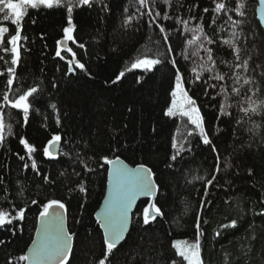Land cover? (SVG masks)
Returning a JSON list of instances; mask_svg holds the SVG:
<instances>
[{
  "label": "trees",
  "instance_id": "16d2710c",
  "mask_svg": "<svg viewBox=\"0 0 264 264\" xmlns=\"http://www.w3.org/2000/svg\"><path fill=\"white\" fill-rule=\"evenodd\" d=\"M225 2L229 8L235 7L233 0ZM103 4L107 7L98 2L92 7L74 8L73 35L85 48L80 49L71 41L69 44L85 70L77 68L73 73L68 72L67 65L71 53L62 51L64 59L56 56V41L63 38V28L68 26L66 7L29 9L22 22V36L26 37L21 41L22 60L17 66L18 79L7 94L15 99L16 88L26 90L30 86H38L40 92L26 125L19 110L4 107L6 113L12 114L6 119L12 131L9 134L6 129L5 141L0 145V210L13 215L22 207L26 211L25 219L0 227V264H25L19 257L26 255L34 240L40 208L49 199H59L66 205L69 230L75 234L70 264H98L106 246L96 212L108 181V166L99 165L103 163L101 157L116 155L131 165L143 163L152 169L159 185L156 203L164 216L144 225L143 209L149 203L141 201L133 214L131 230L114 250L110 264H171L172 260L186 264L176 255L173 243L177 239L195 241L198 214L203 232V264H264V215L259 214L264 210V114L245 116L239 110L241 105L247 106L243 98L246 93L250 95L248 85L240 96L230 94V115L220 114L224 95H217L219 87L210 85L224 83L230 90L232 80H209L210 74L204 73L201 81H195L191 69L202 61L197 57L184 59L185 50L194 49L186 45L190 34L183 33V26L176 21L178 16H194L191 26L203 23L207 35L217 42L206 46L213 48L219 71L229 75L233 70L220 61H235L222 40L238 33L241 60L251 59L246 72L236 71L253 79L251 87L260 88L254 99H264V28L257 15L258 1L245 0L244 16L234 11L222 12L212 24L213 13L203 12L206 7L214 8L212 0H173L171 8L157 0L154 11L168 12L172 17L157 18L167 31V42L164 33L151 23L147 9H143L145 14L140 19L124 24L126 16L136 12V0H103ZM232 21L242 23L234 28ZM3 23L10 29L14 27L10 22ZM168 44L173 48L171 53L167 51ZM146 51L152 58L159 51L168 59L151 72L128 71L131 62ZM0 55L10 59L8 53L0 51ZM201 55L205 56L203 52ZM172 58L184 76L185 88L196 100L216 152L202 143L198 130L186 140L181 139V134L186 136L194 128L186 117L165 115L175 87ZM7 67L0 61V72ZM122 71L125 75L117 81ZM6 80L7 75L0 76V93L5 91ZM51 104L56 105V110ZM3 105L0 97V106ZM256 125L261 127L257 129ZM54 134L61 135V151L69 155H60L53 161L43 156L42 149ZM174 136L178 144H184L176 161L171 160L176 151L172 148ZM21 137L35 145L33 158L40 175L31 169V160L19 142ZM217 155L219 172L215 171ZM25 163L29 168H24ZM228 163L231 166L225 167ZM44 175L49 182L42 180ZM213 175L216 179L208 185L206 182ZM79 185L86 191H80ZM32 200L37 204H32ZM202 200L211 203L200 212ZM233 219L237 221L234 228H220ZM216 231H220V236L215 237Z\"/></svg>",
  "mask_w": 264,
  "mask_h": 264
},
{
  "label": "snow or ice",
  "instance_id": "6c2138e0",
  "mask_svg": "<svg viewBox=\"0 0 264 264\" xmlns=\"http://www.w3.org/2000/svg\"><path fill=\"white\" fill-rule=\"evenodd\" d=\"M101 3L103 8L107 5L103 4V0H0V15H2L3 22H10L13 29L6 26L5 23L0 22V51L3 53L10 54V59H5V56L0 55V61H4L8 65L4 72H0V76L7 75L5 91L0 93V97L4 102L3 106H0V145L5 141V131L7 129L8 133L11 134L12 125L6 123V119L12 117L11 113H6L4 107L10 106L12 109L19 110L22 113L23 122L26 125L30 118V111L33 109V105L38 100V95L40 89L38 86H30L26 90H21V88H16V98L11 99L7 94L8 91L13 89L17 77V66L20 65L21 57V41L26 39L22 36V22L29 9H37L41 6L51 9L53 7H66L67 11V27L63 28V38L57 40L56 56L64 59L61 55L62 51L71 53V59L67 61L68 72L73 73L77 68L85 70V65L76 59V53L73 51L72 47H67V42L71 41L73 44L80 49H84L85 45L83 43H78L73 35L75 30V25L73 24L72 13L75 7H92L96 3ZM214 3V8L211 10L209 8H204L203 12H212V24L216 23L218 14L222 12L234 11L240 16H244L245 13L243 9L245 8V0H233L235 4L234 8H229L225 0H212ZM157 0H136L138 5L136 12L132 15L126 16L124 20L125 25H129L133 19H140L145 13L143 9H147V15L151 18V23L156 24L160 33H164V41L169 40L167 31L165 27L157 22V18L163 20L172 19L168 12L161 14L159 10L154 11L155 4ZM162 3L169 8L172 7L173 0H162ZM264 4V0H261ZM151 4V7L149 6ZM197 7V6H194ZM191 10V9H189ZM128 9L125 8V12ZM196 17L190 16L189 19H181L179 16L176 17L177 23L183 26V33H189L190 38L186 40V45L192 46L193 51L185 50L184 59L189 60L192 57L199 58L202 62L197 66H194L191 71L194 74L195 81H201L203 79L204 73H209V80L216 81H226L228 79L232 80V87L229 88L226 84H211V88L219 87L220 91L217 95H224V102L219 105V110L221 115H230L227 111L231 106L228 103L230 94H235L236 96L241 95V90L245 85L250 86L248 88V93L245 94L243 98V104L241 105L240 111L244 113L245 116L250 115H261L264 114V99H254L258 96L260 88L258 86L251 87L254 81L251 77H242L239 73L243 69L245 72L249 67V59L241 60V48L239 47L237 41L240 39L238 33L233 32L232 38L223 39L222 44L226 45L232 51L233 59L235 62L221 60L220 64L232 69L231 75L228 73H221L218 69L217 60L214 58L213 48L207 47L206 45H214L217 42L207 35L204 30L203 23H197L195 26L190 25V20H194ZM231 19V18H229ZM203 21V16L200 17ZM242 21H232V26L235 28ZM182 33V34H183ZM63 46V47H62ZM150 51V50H148ZM167 51L171 53L173 48L170 44L167 46ZM203 52L206 56H202ZM168 57L159 51H157L155 58L150 57L147 51L141 56H137L130 65L128 71L133 69H140L143 72H151L155 69L157 65L165 62ZM174 70H175V87L171 92V104L166 109L165 115L168 117H181L187 118V123L194 126V128L189 129L187 135L181 134V139L186 140L198 130V135L202 138V143L204 145H209L213 152H216L215 145L212 144L211 139L204 126V119L200 113V109L196 106V100L189 95L188 90L185 88V79L180 69L176 67L177 61L172 58L170 60ZM75 65V67H73ZM125 75V72H120L117 75L116 80H120ZM264 75V73H261ZM207 83V81H204ZM55 87V85H53ZM207 95V90L205 91ZM50 107L56 110V105L51 104ZM242 120V118H241ZM241 120H237V123H241ZM57 125H59L60 120L57 116ZM257 129L261 126L256 125ZM248 131H253V129H248ZM62 137L60 134H54L47 141V144L43 147L42 153L45 158L49 160H57L60 155H69L68 153H63L60 151L58 146L60 145ZM19 142L24 146L26 153L31 160V169L40 175L37 161L33 158V154L37 151L35 145L29 143L28 139L21 137ZM172 148L176 149L175 153L171 156L172 161H176L177 157L180 156L181 152L184 151V144L179 143L177 138L173 137ZM191 149H189L190 151ZM21 160L24 159L23 156L19 157ZM217 164L215 171L219 172V155L216 157ZM103 163L99 166L105 168V166H110L105 168L108 174L109 181V193L105 199V207L103 213L97 212V222L103 229V244L106 246L103 258L98 261V264H110V257L114 254V250L117 249L118 245L125 240L126 234L129 233L130 229V210L133 207V203L138 199V197H152L153 199L149 202L148 206L143 209L142 223L144 225H149L151 221H155L159 217L164 216V212L161 207L157 206V199L159 193V185L156 184L154 179V173L150 167L141 163L135 167H129L121 160L119 155L109 158L108 156L101 157ZM230 163L226 164L225 167H230ZM24 168H29V164L25 163ZM92 171V169H88ZM251 172V169H249ZM63 174V173H62ZM46 183L49 182L48 176L44 175L41 177ZM194 179H203V177H196ZM216 176L213 175L211 179L207 180L208 185H212L215 181ZM80 191L84 192L86 189L83 185L78 186ZM23 189H21V194ZM207 188L204 189V195H207ZM32 204H37L36 200L31 201ZM211 201H201L199 205L200 212H203L207 205ZM15 207V205H13ZM187 210V209H186ZM25 208H19L15 215L11 214L7 210H0V227L13 224V221H19L25 219ZM65 214L66 205L59 199H49L42 203L39 211V220L41 221V226L37 228V239L32 241V246L28 250L27 255H21L19 260L27 261L28 264H70V256L73 252V238L74 234L69 232L65 225ZM264 215V210L261 213ZM178 223V221H174ZM207 223V220L203 221ZM237 224L235 219L231 220L228 224L220 225V228H234ZM196 227V239L194 243H188L187 241H175L173 247L176 249V255L181 258L186 264H203V259L201 256V243L200 237L203 235L201 230V217L198 214L195 222ZM220 231L215 232V237L220 236ZM214 237V238H215ZM2 243V242H0ZM183 244V246H181ZM171 264H177V260H172Z\"/></svg>",
  "mask_w": 264,
  "mask_h": 264
},
{
  "label": "water",
  "instance_id": "95a60500",
  "mask_svg": "<svg viewBox=\"0 0 264 264\" xmlns=\"http://www.w3.org/2000/svg\"><path fill=\"white\" fill-rule=\"evenodd\" d=\"M257 1H258V8H257L258 19H259V21L261 22V24H262V26H263V28H264V4L261 3V0H257ZM62 47H63V46H62ZM67 47H71L70 44H69V42H67ZM58 148H59L60 151H61V143H60V145L58 146ZM120 158H121V160L124 162V164H126L127 166H129V167H135V166H136V165H131V164L128 163L126 160H124L122 157H120ZM108 167H110V166H108ZM154 179H155V177H154ZM155 182H156V180H155ZM156 184H157V183H156ZM108 193H109V181H107V189H106V193H105L104 199H103V201H102L100 207L98 208L97 212L103 213V210H104V207H105V199H106V197L108 196ZM152 199H153L152 197H144V196H141V197H138V199L133 203V207H132V209L130 210V213H129V216H130V229H129V232H130V230H131V226H132V222H133V214H134L135 210L137 209L138 205L140 204V202L143 201V200H146V201L149 203V202H151ZM97 212H96V213H97ZM96 219H97V217H96ZM65 225H66L67 230L70 232V230H69V226H68V212H67V209H66V214H65ZM99 225H100V224H99ZM40 226H41V221H40L39 218H38V225H37V228L40 227ZM101 229H102V228H101ZM102 231H103V229H102ZM73 234H74V233H73ZM128 234H129V233H128ZM128 234H126L125 240H126ZM34 239H37V230H36V233H35V237H34ZM125 240H124V241H125ZM74 241H75V234H74V238H73V249H74ZM124 241H122L121 244H122ZM121 244H120V245H121ZM120 245H118V246H120ZM31 246H32V243H31V245L29 246V248H30ZM29 248H28V250H29ZM28 250L26 251V255L28 254ZM25 264H28V262L25 261Z\"/></svg>",
  "mask_w": 264,
  "mask_h": 264
},
{
  "label": "rangeland",
  "instance_id": "374dc122",
  "mask_svg": "<svg viewBox=\"0 0 264 264\" xmlns=\"http://www.w3.org/2000/svg\"><path fill=\"white\" fill-rule=\"evenodd\" d=\"M176 241H181V242L187 241L188 243H194L195 242V241H188L186 239H177ZM181 246H183V244ZM201 256H202V254H201ZM202 259H203V257H202Z\"/></svg>",
  "mask_w": 264,
  "mask_h": 264
}]
</instances>
